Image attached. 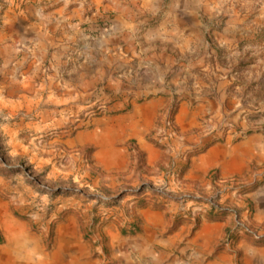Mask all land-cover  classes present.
I'll list each match as a JSON object with an SVG mask.
<instances>
[{"label":"rangeland","instance_id":"374dc122","mask_svg":"<svg viewBox=\"0 0 264 264\" xmlns=\"http://www.w3.org/2000/svg\"><path fill=\"white\" fill-rule=\"evenodd\" d=\"M34 1L0 0V264L191 262L188 237L227 221L208 260L256 264L264 157L232 174L203 161L264 141V0H154L123 36L113 5L77 0L40 79L8 50Z\"/></svg>","mask_w":264,"mask_h":264},{"label":"crops","instance_id":"0c3cea01","mask_svg":"<svg viewBox=\"0 0 264 264\" xmlns=\"http://www.w3.org/2000/svg\"><path fill=\"white\" fill-rule=\"evenodd\" d=\"M44 0H36L34 3L35 6L32 5V12L21 16L19 19V24L16 22L13 24L17 29L16 36L17 42L15 46L8 48L11 52L19 51L20 47L24 48V55L22 57H18V64H21L20 68H26L28 66V72L31 70L34 78H44L45 75L41 74L43 72V53L45 52V57L49 55L51 50H54L58 46H62V50H65L68 47V43L72 40V35L69 33V28L71 26V22L75 19L74 14L71 15L69 11V6L77 0H47L45 3ZM85 3L96 7H103L105 3L109 4L107 6H114L117 10V14L115 15V21H117V25L115 24L116 31L119 32L120 36H123L127 31H131L134 29V24L130 21L132 15H136L137 12L145 13L149 11V7L154 4V0H82ZM42 5H49L50 7H42ZM136 12V13H135ZM128 17L130 19H128ZM66 32L68 33V37H66ZM56 36H63L64 39H59L61 43L56 42ZM67 46V47H65ZM18 48V49H17ZM67 52H65L66 54ZM56 54V51H55ZM44 57V58H45ZM71 94L75 93L74 90L69 92ZM69 118H63L62 122L69 123ZM61 123V122H59ZM85 134L79 133L76 139L80 140L84 138ZM220 149V148H218ZM261 153V156L264 157V141L259 140V138L255 136H251L244 141L241 142V146L239 151L237 152L238 163L231 162H223L220 157H218L213 163L209 164L203 161L204 169L209 170L214 165L223 164L226 172L232 174L238 170H245L249 167L251 163V159L254 155H258ZM209 154V153H208ZM207 154V155H208ZM206 155V156H207ZM205 156V157H206ZM204 159V158H202ZM206 159V158H205ZM257 200L259 205L261 206V216L256 220L257 224L261 223V227L264 226V185L261 188L259 194H257ZM161 215L159 213H155L153 216V228L154 233L157 234V231L163 225L160 221ZM229 221L226 223H205V227L194 233L191 237L188 238V247L189 249L194 250L193 254L194 260L191 262H183L181 259L183 257H179L175 254H167V253H155L152 256L151 264H231L233 260V256H231L227 251H222L218 253L211 261L208 260V256L212 255L215 252L217 247V242L221 238L223 230H227L230 228ZM159 237V236H157ZM178 235H173L165 239V243L174 244L177 240H179ZM185 237H182V240ZM244 244V243H243ZM203 250H206L207 253L204 254ZM84 262L90 261L88 257H86ZM254 263L264 264V244L261 246V256L255 255L253 258ZM73 264H84L80 262H76Z\"/></svg>","mask_w":264,"mask_h":264},{"label":"bare ground","instance_id":"6f19581e","mask_svg":"<svg viewBox=\"0 0 264 264\" xmlns=\"http://www.w3.org/2000/svg\"><path fill=\"white\" fill-rule=\"evenodd\" d=\"M216 160L215 156L213 155H210L207 159H205V162L211 164L213 163L214 161ZM3 228H4V231H5V234H6V237L8 239H11L13 238L14 234H13V229L11 227V224H10V221L9 220H5L3 222ZM64 229H62V231L60 232V235H62ZM47 264H53L52 262L51 263H47Z\"/></svg>","mask_w":264,"mask_h":264},{"label":"built area","instance_id":"2783aa9c","mask_svg":"<svg viewBox=\"0 0 264 264\" xmlns=\"http://www.w3.org/2000/svg\"><path fill=\"white\" fill-rule=\"evenodd\" d=\"M257 237V236H256ZM258 238V237H257Z\"/></svg>","mask_w":264,"mask_h":264}]
</instances>
